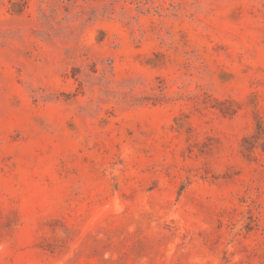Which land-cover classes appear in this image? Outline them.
<instances>
[{
  "label": "rangeland",
  "instance_id": "rangeland-1",
  "mask_svg": "<svg viewBox=\"0 0 264 264\" xmlns=\"http://www.w3.org/2000/svg\"><path fill=\"white\" fill-rule=\"evenodd\" d=\"M0 264H264V0H0Z\"/></svg>",
  "mask_w": 264,
  "mask_h": 264
}]
</instances>
